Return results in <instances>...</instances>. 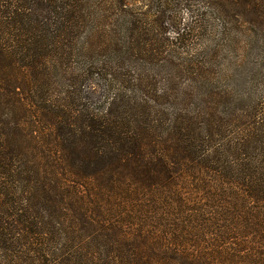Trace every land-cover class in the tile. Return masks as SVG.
<instances>
[{
    "label": "trees",
    "instance_id": "trees-1",
    "mask_svg": "<svg viewBox=\"0 0 264 264\" xmlns=\"http://www.w3.org/2000/svg\"><path fill=\"white\" fill-rule=\"evenodd\" d=\"M117 1L0 0V264H264V28Z\"/></svg>",
    "mask_w": 264,
    "mask_h": 264
},
{
    "label": "rangeland",
    "instance_id": "rangeland-1",
    "mask_svg": "<svg viewBox=\"0 0 264 264\" xmlns=\"http://www.w3.org/2000/svg\"><path fill=\"white\" fill-rule=\"evenodd\" d=\"M116 3H118L117 0H114ZM172 2L174 4H172ZM127 3L132 6L134 10H137L138 12H145L148 14L146 16L147 19H151L152 16L155 15L154 10H162V8L156 4V0H152L153 7L150 9V4L148 0H127ZM171 5H168V13L166 14V17H174L181 18V21L184 23H192L188 35V38L191 39L190 42L196 43L194 48H192V54L196 56H201L202 51L206 53L210 52H216L218 54L217 58V69L224 70L227 67V61L229 59V54H227L226 50H223L221 48V45L223 44V35L220 33V23L216 21V15L208 12H206V15L202 17L200 15V9L197 5H194V7L190 5H182L179 4V0H172ZM169 3V4H170ZM235 6V7H234ZM232 8L230 4H228L227 9L228 11L234 16L236 19V22H232L233 24H240L242 25V28L239 30H242L241 32L245 31L247 35L250 34V40H252L255 33H258L261 28H264V0H238L237 4H235ZM149 12H147V11ZM191 10V11H190ZM240 12H243L245 14V17L240 16ZM253 12V13H252ZM236 14L238 16H236ZM256 14H260L259 18L256 17ZM191 17H194L195 20ZM199 20V21H198ZM191 21V22H190ZM204 22H207L208 25V31L206 32L203 29V26L205 25ZM244 35L243 33L236 34L234 33L233 26L232 29L228 32H226L225 37L230 40L234 41L235 39L239 42L247 43V37L241 36ZM240 46V45H239ZM205 54V53H204ZM257 51L254 49L251 53H244L243 52V58H244V66L252 65V62L254 61L252 58H255L257 56ZM207 57V56H206ZM243 61V62H244ZM243 66V67H244ZM242 68H238L237 71H233L232 73H223L228 77V84L229 85H237L241 88L239 91V94L242 92L243 95L246 93V85L244 86V70ZM225 85V83H222ZM256 94L263 95L264 94V88H260ZM253 95V94H252ZM246 98V97H244Z\"/></svg>",
    "mask_w": 264,
    "mask_h": 264
}]
</instances>
